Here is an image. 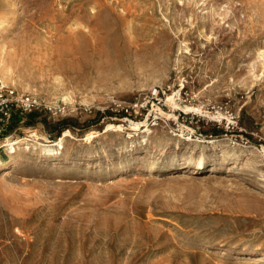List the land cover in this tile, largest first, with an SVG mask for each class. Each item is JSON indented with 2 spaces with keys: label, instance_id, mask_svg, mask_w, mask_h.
<instances>
[{
  "label": "rangeland",
  "instance_id": "374dc122",
  "mask_svg": "<svg viewBox=\"0 0 264 264\" xmlns=\"http://www.w3.org/2000/svg\"><path fill=\"white\" fill-rule=\"evenodd\" d=\"M0 85V264H264V0H0Z\"/></svg>",
  "mask_w": 264,
  "mask_h": 264
},
{
  "label": "built area",
  "instance_id": "2783aa9c",
  "mask_svg": "<svg viewBox=\"0 0 264 264\" xmlns=\"http://www.w3.org/2000/svg\"><path fill=\"white\" fill-rule=\"evenodd\" d=\"M150 94L152 99L157 98V89H154ZM42 107L40 99L35 95L20 93L12 87L0 85V126L3 127V125L10 119L11 115L17 111L23 114H28L38 111ZM137 108V102L129 103L127 108H125V112L128 114L129 110H135Z\"/></svg>",
  "mask_w": 264,
  "mask_h": 264
},
{
  "label": "bare ground",
  "instance_id": "6f19581e",
  "mask_svg": "<svg viewBox=\"0 0 264 264\" xmlns=\"http://www.w3.org/2000/svg\"><path fill=\"white\" fill-rule=\"evenodd\" d=\"M172 100V97H169L168 98V101L170 102ZM173 105H174V102L172 103ZM171 104V105H172ZM190 109V108H189ZM199 110V109H198ZM109 126H110V128H113V125L112 124H109ZM108 128V127H107ZM109 128V129H110ZM146 132H151L150 131V129L147 127L146 128V130H145ZM67 137V135L66 134H64L58 141H54V142H52V143H50L49 145H47V147H48V149H52L53 150V147H59V146H61L62 145V141L65 139ZM69 137V136H68ZM142 138H144V140H142V141H146V139H145V137L143 136ZM25 139H23V138H17V139H15L14 141H11L9 138L8 139H6L5 141H4V145H5V147H6V152L9 154V156L11 157V158H13V157H15V153H16V148H17V146L19 145V144H22L23 143V141H24ZM27 143V142H26ZM37 149V148H36ZM176 150H178L179 149V147H177L176 146V148H175ZM2 167H4V164H2V163H0V168H2ZM186 169H188V167L186 168V167H181V170H186ZM203 170L204 169V164L202 163V162H199V163H197V164H195V165H193V166H191V167H189V169L187 170V171H185V172H189L190 173V171L191 172H195V171H199V170ZM259 175V174H258ZM259 177V179H258V182L259 183H261V184H264V174H260V176H258Z\"/></svg>",
  "mask_w": 264,
  "mask_h": 264
},
{
  "label": "trees",
  "instance_id": "16d2710c",
  "mask_svg": "<svg viewBox=\"0 0 264 264\" xmlns=\"http://www.w3.org/2000/svg\"><path fill=\"white\" fill-rule=\"evenodd\" d=\"M27 118H28V122L29 123H31V121L33 120V118H34V114H29L28 116H27ZM217 135V134H216Z\"/></svg>",
  "mask_w": 264,
  "mask_h": 264
}]
</instances>
